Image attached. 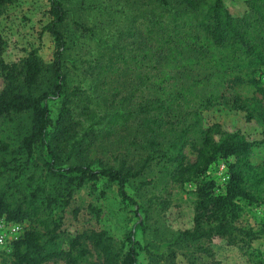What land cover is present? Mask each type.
<instances>
[{
    "label": "trees",
    "instance_id": "trees-1",
    "mask_svg": "<svg viewBox=\"0 0 264 264\" xmlns=\"http://www.w3.org/2000/svg\"><path fill=\"white\" fill-rule=\"evenodd\" d=\"M19 1L0 0V56L2 22ZM107 1L120 12L109 25L124 23L117 36L110 32L104 41L97 24L72 20L71 0H48L42 33L54 41L52 62L37 51L14 63L0 60V222L29 225L13 243L12 264H139L146 248L133 232L121 242L104 231L69 237L63 213L79 190L103 180L139 207L129 185L145 180L155 163L174 188L197 184L194 228L180 233L182 246L209 255L217 241L250 248L264 239V221L259 232L235 223L239 201L264 197V162L252 161L264 145V106L236 90L263 84L264 0H236L244 6L238 13L228 0ZM91 41L98 49L88 47ZM95 102L109 112L104 138L122 136L139 152L136 164L110 159L97 166L92 146L74 156L77 116ZM217 109L244 125L232 127ZM194 143L198 157L187 165ZM220 159L229 162L230 179L227 195L216 196L215 182L205 178Z\"/></svg>",
    "mask_w": 264,
    "mask_h": 264
},
{
    "label": "rangeland",
    "instance_id": "rangeland-1",
    "mask_svg": "<svg viewBox=\"0 0 264 264\" xmlns=\"http://www.w3.org/2000/svg\"><path fill=\"white\" fill-rule=\"evenodd\" d=\"M72 20L78 19L89 25H96L99 37L107 41L109 33L116 34L124 27V23L117 22L109 25L111 18H117L118 7H111L107 0H71ZM226 5L235 13L244 9L240 1L228 0ZM48 0H20L2 22L1 30L5 40L4 52L0 56L8 63L18 62L37 51L46 63L54 58L55 44L48 34H43V27L48 23L46 10ZM102 14H105L101 16ZM118 34H116L117 36ZM96 41H91L88 47L98 49ZM259 76V75H258ZM89 85L88 82L85 83ZM5 88V81L0 71V93ZM244 100L259 99L264 106V80L260 87L241 86L236 90ZM53 117L56 118L59 102L51 104ZM109 112L99 102L91 106L88 115L77 116L79 123L78 136L74 141V156L88 146L93 147L92 156L99 166L110 159H129L136 164L140 156L136 148L129 142L122 144L121 137H106ZM217 117L225 118L232 127H242L243 119L231 118L230 113L223 109L214 111ZM232 117V116H231ZM256 137V131L245 128ZM199 145L191 144L186 148L187 165L196 162ZM233 160V159H232ZM252 161L258 165L264 162V145L254 149ZM229 164L220 159L207 173L205 182L213 181L216 186V196L227 195L226 170L221 165ZM161 167L154 164L146 179L138 180L129 185L128 193L139 204V207L125 201L119 194V186L108 183L106 180L95 185H88L79 190L63 213L62 231L69 237L91 234L94 231L107 232L116 241H124L126 236L133 232L137 242L146 248L140 253L139 264H264V239L252 243L250 248L243 245L230 247L224 241H217L211 245L213 255L199 253L194 248H186L179 243L181 232L194 228V219L197 202V184H188L185 187L174 188L164 178ZM149 181V187L142 182ZM241 207L240 218L235 223L237 229L254 230L259 232L264 221V197L262 200L250 204L239 201ZM28 224L21 225L22 234ZM7 227L6 231H8ZM5 248L0 249V264L13 263L14 237L8 236ZM86 246L92 252V260L99 261L98 253L90 243ZM47 264H67L63 260Z\"/></svg>",
    "mask_w": 264,
    "mask_h": 264
},
{
    "label": "built area",
    "instance_id": "built-area-1",
    "mask_svg": "<svg viewBox=\"0 0 264 264\" xmlns=\"http://www.w3.org/2000/svg\"><path fill=\"white\" fill-rule=\"evenodd\" d=\"M221 169L226 170V173L228 176H227L225 181L228 184V181L230 179L229 164H227V166L222 164ZM7 227H9L8 231H6ZM10 235L14 237V240H13L14 242L17 241L22 236L21 225L8 223L6 221H1L0 222V249L6 247V245L8 243V239H9L8 236H10Z\"/></svg>",
    "mask_w": 264,
    "mask_h": 264
}]
</instances>
